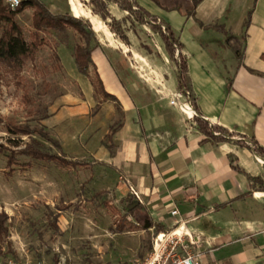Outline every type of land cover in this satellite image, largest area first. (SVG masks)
<instances>
[{
    "label": "crops",
    "instance_id": "1",
    "mask_svg": "<svg viewBox=\"0 0 264 264\" xmlns=\"http://www.w3.org/2000/svg\"><path fill=\"white\" fill-rule=\"evenodd\" d=\"M41 1L53 13L87 18L92 33L90 59L103 90L111 95L97 100L87 76L77 72L71 57L73 36L57 43L59 64L82 96L60 95L40 124L53 131L61 124L73 126L77 119L87 134L89 111L98 105L93 116L107 135L106 144L112 145V154L106 144L85 145L87 151L93 149L86 152L92 157L87 161L67 157L56 140L66 158L82 162L62 168H86L98 190L136 195L145 214L142 227L149 233L157 226L158 231H166L182 220L183 228L199 238L201 264H264V190L251 189L247 180V175L257 176L264 183L262 161L236 142L238 136L221 142L204 139L192 120L198 115L209 124L252 136L264 146V0H199L188 17L183 10L135 0L167 23L180 43L197 112L192 108L183 112L169 103L173 93L181 90L176 65L166 62L163 45L161 63L153 64L151 79L140 78L130 62L110 60L109 54L118 51L119 43L90 9L80 7L77 0ZM107 8L116 20L127 14L112 2ZM218 25L224 31L214 27ZM227 34L231 38L226 42ZM182 93L178 104L189 101ZM65 130L69 133L70 127ZM243 142L248 144L246 139ZM4 190L0 204L5 210L11 208L8 202L21 195ZM172 208L177 215L169 214Z\"/></svg>",
    "mask_w": 264,
    "mask_h": 264
},
{
    "label": "rangeland",
    "instance_id": "2",
    "mask_svg": "<svg viewBox=\"0 0 264 264\" xmlns=\"http://www.w3.org/2000/svg\"><path fill=\"white\" fill-rule=\"evenodd\" d=\"M77 1L80 7L90 8L87 0ZM161 2L178 4L182 9L190 6V0ZM30 12L31 9L26 8L15 17L26 39ZM118 21L126 40L116 37L118 51L109 54L110 60L114 63L130 62L140 78L151 79L153 64L158 66L161 63L163 44L159 36L147 26L135 23L128 14ZM41 35L46 39L44 45L31 59L23 61L19 71L14 72L0 63V117L15 124L23 122L29 128L42 127L47 136L59 142L67 157L89 161L92 157H88L86 152L93 149L87 151L85 145L93 148L108 142L107 135L101 132L93 116L98 105L89 111L87 134L83 133L77 119L72 121L73 126L61 124L53 131L46 130L40 124L41 119H37L48 114L60 95L73 92L78 97L82 96L65 71L56 68L51 56L54 48L52 33ZM77 35L70 28L65 32L67 40L73 36L74 43L83 44L82 37ZM167 61L173 63L170 59ZM23 94L30 98V103L24 102ZM94 97L98 100L100 95ZM66 127H70L69 133ZM30 137L41 141L52 152L57 151L35 133L29 137L9 134L0 123V196L4 188L5 192H19L21 195L8 202L10 209L4 210L0 204V209L8 216L10 242V251L0 256V264H57L61 261L114 264L127 261L135 254H144L151 233L142 227L145 214L137 196L130 193L113 195L109 190H98L93 174L86 168H62L53 162L18 154L16 149L22 148ZM13 143L18 147L13 148ZM11 152L13 164L9 172L6 157ZM20 181L24 182L23 186ZM132 205L135 206L130 208ZM120 225H123V231L118 232ZM2 246L5 250L4 244Z\"/></svg>",
    "mask_w": 264,
    "mask_h": 264
},
{
    "label": "trees",
    "instance_id": "3",
    "mask_svg": "<svg viewBox=\"0 0 264 264\" xmlns=\"http://www.w3.org/2000/svg\"><path fill=\"white\" fill-rule=\"evenodd\" d=\"M151 1L165 9L183 10L184 16L188 17L193 15L194 7L199 0H190V6H185L183 9L180 8L178 4H164L161 0ZM108 2L114 3L118 9L123 10L130 15L135 23L147 26L159 36L168 58L176 65L177 88L187 95L190 107L197 112L194 98L192 97L189 87V79L186 74L185 59L180 52V43L174 37L168 24L161 19L156 18L154 15L149 14L144 8L139 6L135 0H87L91 13L96 14L101 20H103L108 30L122 41L126 40L124 31L122 30L119 21L110 15L107 8ZM26 8L31 9L27 39L24 37L22 29L15 19V17ZM250 12L251 8L246 13L243 28H246L248 24ZM214 27L218 30L224 31L221 25ZM68 28L81 36L84 41L83 44L74 43L71 47V57L77 72L87 76L93 95H100L101 99L108 97L111 98V95L103 90L96 69L90 59V47L88 42L92 33L87 18H83L80 15L72 16L67 12L53 13L47 9L41 0H19V4L14 8H10L3 0H0V63L5 64L14 72L19 71L23 61L31 59L36 50L44 45L46 39L41 33L51 32L54 39V48L51 50V56L57 64L56 68H61L55 52V46L58 42H66L67 39L65 38V32ZM230 38L231 35L227 34L225 36V41L227 42ZM234 55L237 60L240 61L238 49H234ZM90 72H92V76H90ZM22 98L27 104L31 102L30 98L25 94H23ZM29 112L30 111L27 110V113ZM43 117H45V114L37 119L39 120ZM192 120L198 131L206 140L221 142L228 140L229 137L238 136L240 139L236 142L239 145L246 146L262 161L261 165L264 172V146L257 143L252 136L246 137L234 133L233 131H229L219 125L209 124L198 115H194ZM0 123L4 126V131L9 134L29 137L32 133H35L37 136L48 141V143L57 150L56 152H52L49 147L45 146L41 141L30 137L27 142L22 144V148L16 149V152L20 155L43 162H53L59 167L75 166L82 163L75 159L66 158L65 155L60 152L58 142L47 136L42 131V127L29 128V126L23 122L15 124L12 121L4 120L2 117H0ZM243 139H246L248 144H245ZM12 146H14L13 148L18 147L16 143H13ZM111 146L110 143L106 144L109 154H112ZM11 155L12 152L6 157V166H9V168L13 164L11 161ZM230 163L232 164V159H230ZM231 166L238 170L236 166ZM9 172H11V168L9 169ZM247 180L250 182L251 189L264 190V183L260 177L247 175ZM122 227L123 225H120V228H118V230H120L118 232L123 231L121 230L123 229ZM155 230L158 231L161 230V228L157 226L155 227ZM8 237V216L2 209H0V256L5 252L10 251ZM3 244L5 250H3Z\"/></svg>",
    "mask_w": 264,
    "mask_h": 264
},
{
    "label": "built area",
    "instance_id": "4",
    "mask_svg": "<svg viewBox=\"0 0 264 264\" xmlns=\"http://www.w3.org/2000/svg\"><path fill=\"white\" fill-rule=\"evenodd\" d=\"M10 8H14L19 4V0H3ZM180 93H173L169 100L170 104H176L177 107L185 112L189 111L190 103L178 104L176 99ZM183 94V93H182ZM171 216L177 215V210L172 208L169 210ZM183 221L179 220L175 226L166 231H151L150 247L142 256H135L124 262H116L114 264H201V250L198 247L199 238L189 234L183 228ZM14 264V263H13ZM57 264H110L106 262L95 261H76Z\"/></svg>",
    "mask_w": 264,
    "mask_h": 264
}]
</instances>
